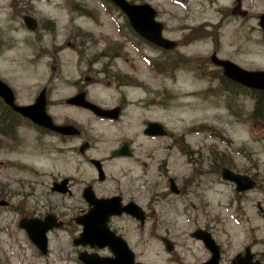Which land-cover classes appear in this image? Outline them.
I'll return each mask as SVG.
<instances>
[{
	"label": "rangeland",
	"instance_id": "rangeland-1",
	"mask_svg": "<svg viewBox=\"0 0 264 264\" xmlns=\"http://www.w3.org/2000/svg\"><path fill=\"white\" fill-rule=\"evenodd\" d=\"M11 1L0 0V78L15 90L21 105L32 104L40 89L49 86L56 121L78 126L84 137H46L25 120L12 122L0 102V201L11 206H0V264H81L73 240L82 228L75 221L65 231L50 233L48 258L39 254L19 222L52 210L63 213L67 222L74 220L88 210L82 197L88 185L100 196L121 190L127 200L150 210L145 229L132 219L119 224L142 264L206 261L205 247L191 235L219 221V239L229 252L225 264L249 243L264 253V218L257 206L264 208V120H252L251 97H230L231 89L219 79L222 71L209 61L215 53L243 69L264 71V33L258 24L264 0H241L244 15L234 18L235 0H190L185 6L134 0L160 11L168 38L181 42L176 54L181 62L169 64L167 56L162 61L168 70L148 63L124 41V56L109 59L108 41L121 42L124 20L95 5L101 0H17L34 1L38 18L47 22L45 33L39 27L28 30ZM89 13L98 22L82 15ZM81 87L104 109L122 106L120 119H101L65 105ZM148 122L161 123L172 136L145 135ZM87 141L93 147L82 155L79 148ZM125 143L131 155L111 158ZM90 159L105 160L107 181H98ZM224 168L254 177L257 189L237 193L233 183L222 179ZM64 178L72 180V194L53 193V182ZM170 178L185 188L184 197L170 192ZM161 237L177 243L175 253L166 250Z\"/></svg>",
	"mask_w": 264,
	"mask_h": 264
},
{
	"label": "water",
	"instance_id": "water-1",
	"mask_svg": "<svg viewBox=\"0 0 264 264\" xmlns=\"http://www.w3.org/2000/svg\"><path fill=\"white\" fill-rule=\"evenodd\" d=\"M117 4L128 15L133 27L143 37L148 38L150 41L156 44H164L167 48H172L171 44H168L161 38V28L154 21L156 12L150 6H132L126 0H111ZM260 25L264 28V15L261 17ZM27 26L30 29L35 28L33 22H27ZM212 62L218 66L224 68L225 74L228 78L240 82L242 85L251 87L254 89L264 90V72H248L244 71L235 64L229 61L219 60L215 55L212 57ZM0 98L12 108L14 111L20 113L22 116L30 119L34 124L54 130L64 135L77 134L78 131L72 126H56L52 118L46 112V97L45 91L36 99V102L30 106H19L15 102V95L12 89L0 80ZM70 104L80 105L92 109L97 115L105 116L108 118H117L119 109L104 112L97 106H94L87 102L84 95H78L74 99L68 101ZM145 133L149 136H163L166 134L164 129L159 124H150ZM85 147H83L84 149ZM117 154H128L127 147H124L121 152ZM99 166V162H95ZM101 171V168L98 167ZM102 173V171H101ZM223 178L225 180L234 182L237 186L238 192H244L252 189L255 185L249 177L236 174L230 170L225 169L223 171ZM65 184L63 183L62 192H65ZM171 189L177 192L175 184L171 182ZM85 198L92 207L89 214L77 219V222L84 226V232L79 239L74 241L75 245H90L91 247L97 246L98 248L109 247L114 253V258L99 257L96 254L89 255L88 253H81L79 259L84 264H139L135 263L134 254L127 248L126 244L119 238H116L113 233L108 229V220L112 215L121 214L119 199L111 200H98L92 193H86ZM127 212L142 219V211L134 204H130L125 208ZM20 226L27 230L29 237L32 241L42 250L44 254L47 253V238L46 233L58 227L51 221L46 223H39L37 221L23 220ZM195 237L202 239L205 244L215 251L213 248L214 242L210 236H206L205 232H198ZM168 250H171V244L167 243ZM219 255L218 248L214 252V257L208 264H218ZM239 264H247L245 260H240Z\"/></svg>",
	"mask_w": 264,
	"mask_h": 264
},
{
	"label": "flooded vegetation",
	"instance_id": "flooded-vegetation-1",
	"mask_svg": "<svg viewBox=\"0 0 264 264\" xmlns=\"http://www.w3.org/2000/svg\"><path fill=\"white\" fill-rule=\"evenodd\" d=\"M10 7L12 9L15 8L14 9L15 10V13H18L21 16L22 21H24V18L25 17H29L31 19H34L36 21V24L38 23L39 31L44 32V33L47 32V27H48L47 26V22L44 19L38 18L40 14H38V10H37L38 8L35 6L34 1H19V2L17 1V3H14L13 0H12ZM160 20L164 24V29L167 30L168 27L166 26L165 21L161 17H160ZM127 32H128V35H129V33H131V31H129V30ZM164 33H165V31H164ZM40 37H42V35H40ZM91 37L92 36H89V38H91ZM125 37H127V36H125ZM122 48H123V45H120V46H117L116 47L117 51L123 50ZM146 48H147L146 46H143V49H145V50H142V51H146L147 52L148 50ZM117 51H116L115 55H119L118 54L119 52H117ZM161 58H163V55L160 56V59ZM43 88H46V90H47V98H48V103H49L48 104V112H51V108H52V106H51V96H52L51 95V90H50V87L49 86H44ZM81 92H85L86 95H87L88 100H90L89 95H88V92L85 90V87H81L80 90H78L76 94H79ZM54 120L56 122V118ZM80 131H81V129H80ZM167 135H168V137H171L172 136L169 132H168ZM77 137H78V139H81V138L84 137V134L81 133ZM66 139H75V137L66 138ZM86 143H88V145H89L88 146V149H87V152H88L93 146H92V142L87 141ZM129 152H130V155H131V150ZM90 161L91 160H89V162ZM101 165H102L101 167L103 168V170H104V172L106 174V171H105V160H101ZM64 179H66V178H64ZM64 179H60V180L54 181L53 184L60 183ZM67 179L69 180L68 181V188H69V194L68 195H71L72 194V191H71L72 180L70 178H67ZM107 180H108V176L106 175L105 180L104 181H101V182L99 181V182L100 183H104ZM175 180L177 181V179H175ZM92 184H94V181L92 182ZM177 184H178V182H177ZM88 186L92 187V189L94 190V192L99 197H103V196H100L99 195L98 190L96 191V188L93 185H88ZM178 188H179L180 193H181L180 196H185L184 187L182 186L180 188V185L178 184ZM116 196L121 197L123 204H126V203H128V202L131 201V200H127L126 195L121 190H117V191L113 192L109 196H104V198H110V197H116ZM52 213H53V215L55 216V218L57 219L58 222H62L63 223L64 229H67V226L70 223H72V221L74 222L73 219L71 221L67 222L65 215L63 213H61V212H56V211L52 210ZM236 213H238V211ZM83 214H84V212L81 213L80 215H83ZM32 216L35 217V218H41L42 217L41 215H38V213H35L33 215H30V217H32ZM210 216L211 215H206L205 217L208 219V221L212 222V218ZM150 218H151L150 214L146 212V219L149 221ZM124 219H132L134 221V219L132 217H130L129 215H127V214L124 213L123 215H121L119 217L112 218L110 220L109 226H110V229L114 233H116L118 236L122 237L129 244V239L126 237V234L124 233L125 232V228L123 226H120L119 225L120 222H122ZM212 223H214V222H212ZM216 225L220 226V230L223 229L221 227L222 226V222H218L213 227L210 226V225H207L205 227L197 228L196 230L202 229V230H205V231H207V232L210 233V235L212 236V238H214V240L216 241V243L218 244L219 249H220V263L219 264H225L226 258H227V255L229 254V252L226 250V248L223 246V243L219 239L220 238L219 237L220 233H219L218 227ZM145 227H146V225H143V226L140 225V228L141 229H145ZM222 233H226V232L223 231ZM161 240L162 241H165V242H167L169 244L171 243L172 244V252L171 253H173V252L175 253L176 252L177 243L174 242L172 238H170V237H168V238L161 237ZM205 250L207 251V253L209 255V258L207 259V260H209L210 257H211V254H210V252L206 248H205ZM245 254H246L247 257H249V260H250V263L251 264H257V263L258 264H264V253H260L257 250H254V245L251 244V243H249L247 246L243 247L242 250L239 251L238 253H236L235 256L233 255L232 258L234 259L237 255H241L243 257ZM232 258H231V261H230L231 264H232V260H233ZM177 261H178V259H177ZM206 261H204V262H206ZM178 262L181 263L180 261H178ZM202 263L203 262L194 263V264H202Z\"/></svg>",
	"mask_w": 264,
	"mask_h": 264
},
{
	"label": "trees",
	"instance_id": "trees-1",
	"mask_svg": "<svg viewBox=\"0 0 264 264\" xmlns=\"http://www.w3.org/2000/svg\"><path fill=\"white\" fill-rule=\"evenodd\" d=\"M219 79L222 81V85H224L228 89H231L230 97L235 95H245L251 97L254 100L255 104L254 111L252 113V120H254L255 123L257 122L256 120H264V92L248 91L238 85L229 82L223 76H220Z\"/></svg>",
	"mask_w": 264,
	"mask_h": 264
}]
</instances>
